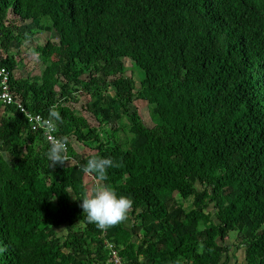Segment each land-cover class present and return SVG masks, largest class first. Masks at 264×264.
Returning <instances> with one entry per match:
<instances>
[{"label":"trees","instance_id":"1","mask_svg":"<svg viewBox=\"0 0 264 264\" xmlns=\"http://www.w3.org/2000/svg\"><path fill=\"white\" fill-rule=\"evenodd\" d=\"M0 66L69 138L51 167L43 131L0 100V264H230L233 246L264 264V0H0ZM94 156L123 165L103 183L134 201L106 231L80 207Z\"/></svg>","mask_w":264,"mask_h":264},{"label":"clouds","instance_id":"2","mask_svg":"<svg viewBox=\"0 0 264 264\" xmlns=\"http://www.w3.org/2000/svg\"><path fill=\"white\" fill-rule=\"evenodd\" d=\"M62 123L63 118L56 104L49 107L47 118H38L36 121V125L43 131V135L50 145L45 155L51 162V167L57 164L64 165L69 159L67 156L69 138L67 136L58 138L54 135L58 125ZM122 166L121 163L114 162L113 158L94 156L88 158L80 168L83 174L93 177L96 181L90 194L79 199L82 200L80 207L83 209L87 221L95 224L101 231H106L124 221L126 214L134 204L131 198L123 195L118 196L110 186L103 183L108 179L109 168ZM71 196L73 199H77L74 195Z\"/></svg>","mask_w":264,"mask_h":264},{"label":"rangeland","instance_id":"3","mask_svg":"<svg viewBox=\"0 0 264 264\" xmlns=\"http://www.w3.org/2000/svg\"><path fill=\"white\" fill-rule=\"evenodd\" d=\"M55 33V32H54ZM45 34V32H42V33H40L39 35L40 36H42V35H44ZM39 35H37V36H39ZM41 38V37H40ZM125 65H126V67H127V72L131 75V76H133L135 79H136V81H137V84L138 85H140V77L142 78L143 77V71L137 66V65H135L130 59H125ZM37 69V68H36ZM84 98V97H83ZM83 102H84V100L83 101H81L80 102V104H77V106H79V107H81V108H83V106H82V104H83ZM136 106H137V108L139 109V111H140V114H141V116H142V118H143V120H144V123L146 124V125H148V126H153V115H152V110H151V107H149V105H148V103H146L145 101H137L136 103ZM124 122H125V124L126 123H128V119H127V117H124L121 121L119 120L118 122H117V124L119 125V123L120 124H124ZM114 123H115V121H112V126L114 125ZM124 126V125H123ZM125 127V126H124ZM125 132H123V130L122 131H120V135H122V136H125ZM130 134V133H129ZM74 146H75V148L80 152L81 150H82V148H83V146H82V144L81 143H79V142H75L74 143ZM83 151V150H82ZM82 151H81V153H82ZM90 181V180H89ZM95 182L96 181H93L92 183L90 182V184H89V187H94L95 186ZM190 202V201H189ZM236 235H237V233L235 232V231H232L231 233H230V237L229 238H227V243L228 244H233L234 242H236L237 244H238V241L239 240H237V237H236ZM232 249H233V251H237L239 254H238V256H239V258L236 260L237 262L236 263H238V262H240L241 260H242V254H243V252H244V250H243V248L241 247H238V246H233L232 247ZM234 260V259H233ZM235 261V260H234ZM241 263V262H240Z\"/></svg>","mask_w":264,"mask_h":264},{"label":"built area","instance_id":"4","mask_svg":"<svg viewBox=\"0 0 264 264\" xmlns=\"http://www.w3.org/2000/svg\"><path fill=\"white\" fill-rule=\"evenodd\" d=\"M10 78H11L10 70L5 66H0V86H1L0 100L6 105L7 104L17 105L20 111L23 112L30 121L32 128L34 130L40 131L41 129L36 125V121L38 118L41 117L33 114L25 107V105L22 102L16 100L12 90L10 89ZM56 132L54 133V135L59 138L60 136H58ZM107 245L109 248L113 249L112 243L107 242ZM111 260L114 264H124L121 258L119 257V255L117 254L116 250L112 251Z\"/></svg>","mask_w":264,"mask_h":264},{"label":"crops","instance_id":"5","mask_svg":"<svg viewBox=\"0 0 264 264\" xmlns=\"http://www.w3.org/2000/svg\"><path fill=\"white\" fill-rule=\"evenodd\" d=\"M37 72H39V70H37ZM17 73L18 74H22V75H28L29 74V70H27V68H25L24 66L20 65L19 69L17 70ZM234 260L230 264H236L237 261H236V259H234Z\"/></svg>","mask_w":264,"mask_h":264}]
</instances>
